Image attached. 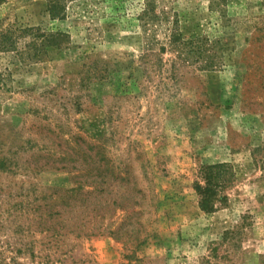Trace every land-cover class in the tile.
<instances>
[{"label":"rangeland","instance_id":"obj_1","mask_svg":"<svg viewBox=\"0 0 264 264\" xmlns=\"http://www.w3.org/2000/svg\"><path fill=\"white\" fill-rule=\"evenodd\" d=\"M150 1L0 0V264H264V0Z\"/></svg>","mask_w":264,"mask_h":264},{"label":"trees","instance_id":"obj_2","mask_svg":"<svg viewBox=\"0 0 264 264\" xmlns=\"http://www.w3.org/2000/svg\"><path fill=\"white\" fill-rule=\"evenodd\" d=\"M65 1L66 0H46V10L48 11L51 18H61L65 14ZM150 0H145V6L142 11L141 18L144 19L145 22H149V15L152 10V5H150ZM9 30L3 31L0 33V42H3L4 46L6 44H10L9 41L4 39L6 37V33ZM12 33L11 31H9ZM59 31H50L45 35L42 33H38V36H40V42L41 47H44L46 44V40H48V44H58V38H59ZM3 39V40H1ZM175 40V37H173ZM36 42H33L35 44ZM37 48V46H34ZM225 164H206L202 167L201 176L204 179V183L201 184L199 182L195 183V189L197 193L199 194L200 200H199V206L204 211H212L215 208V202L214 200L216 198V193L218 191L219 187L224 186V178L221 177L219 174V168L222 167ZM97 191V190H96ZM95 190H87L84 194L85 195H94L93 201L88 199V203H95L98 200V194L99 192H96ZM223 198V197H222ZM221 200V199H220ZM83 203L86 202V199L82 201Z\"/></svg>","mask_w":264,"mask_h":264}]
</instances>
